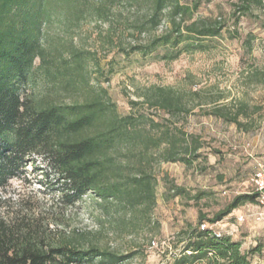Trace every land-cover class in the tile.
<instances>
[{"label": "trees", "instance_id": "trees-1", "mask_svg": "<svg viewBox=\"0 0 264 264\" xmlns=\"http://www.w3.org/2000/svg\"><path fill=\"white\" fill-rule=\"evenodd\" d=\"M234 1L243 14L254 4L264 9V0ZM201 4L202 0H0V191L17 178L32 154L45 152L67 189L64 203L93 196L107 213L112 207L122 210L130 229L140 227L146 215L150 222L156 200L152 163L191 166L199 146L192 147L169 128L159 129L160 124L135 114L133 108L120 115L108 89L93 79V70L101 75L103 71L92 53L75 46L67 35L52 37L49 30L58 23L68 34L87 16L106 22L118 8L128 7L134 16L125 19L124 31L150 36L146 43L131 45L129 52L146 56L162 48L161 60L174 61L183 52L201 50L200 40L222 31L216 22L191 21ZM165 20L170 28L155 35ZM116 33L110 27L105 48L112 49ZM33 73L45 83L39 97L25 91ZM139 98L142 101L130 103L134 108L187 112L183 95L171 88L152 87ZM231 121L239 125L236 117ZM256 202L255 193L243 194L212 219L202 215L197 227L182 233L185 244L172 264H251L241 242L226 234L217 237L200 226L222 222L240 206ZM91 234L52 230L30 217L0 219V264H123L132 258L101 248L88 239Z\"/></svg>", "mask_w": 264, "mask_h": 264}, {"label": "rangeland", "instance_id": "rangeland-1", "mask_svg": "<svg viewBox=\"0 0 264 264\" xmlns=\"http://www.w3.org/2000/svg\"><path fill=\"white\" fill-rule=\"evenodd\" d=\"M235 3L202 0L191 21L216 22L222 31L218 37L200 40L201 50L183 52L174 61L161 60L162 48L146 56L129 52L131 45L146 43L150 36L124 31L125 19L134 16L128 7L118 8L106 22L87 16L72 25L68 34L56 23L49 30L52 37L67 35L98 61L103 75L93 70V79L108 89L120 115L130 114L133 108L135 114L160 124L159 129L169 128L192 147L198 145V157L191 166L152 163L155 205L150 222L146 215L133 230L122 210L112 207L107 213L93 196L64 203L63 180L47 154L35 152L17 178L0 191V219L30 217L43 220L52 230L91 231L88 239L101 248L132 256L123 264H172L185 244L182 233L197 227L202 215L212 219L235 197L254 193L251 179L264 163V9L254 4L243 14ZM110 27L117 30L111 50L103 46ZM169 28L165 20L155 35ZM120 45L128 52H122ZM44 86L39 74L33 73L25 91L39 97ZM152 87L182 94L187 112L170 114L130 104L142 101L139 95ZM235 117L239 125L231 121ZM249 205L226 217L222 231L242 243L251 264H264V222L254 220L257 210ZM242 215L247 219L241 223L237 218ZM257 248L261 251L254 252Z\"/></svg>", "mask_w": 264, "mask_h": 264}, {"label": "built area", "instance_id": "built-area-1", "mask_svg": "<svg viewBox=\"0 0 264 264\" xmlns=\"http://www.w3.org/2000/svg\"><path fill=\"white\" fill-rule=\"evenodd\" d=\"M251 183L254 187V193L257 196V211L252 215L256 222H264V163H260L258 168L254 172V175L251 179ZM247 219L246 216L242 215L237 218L239 222H245ZM215 223L213 225H209L208 223H203L200 226L202 231L211 230L214 235L217 237H221L222 234H225L220 228L217 226L220 224ZM155 245V243H153Z\"/></svg>", "mask_w": 264, "mask_h": 264}, {"label": "crops", "instance_id": "crops-1", "mask_svg": "<svg viewBox=\"0 0 264 264\" xmlns=\"http://www.w3.org/2000/svg\"><path fill=\"white\" fill-rule=\"evenodd\" d=\"M247 204H250L249 206L250 207H253V209H255V210H257V203H247ZM247 204H244L246 207H247ZM218 228H220L221 230L224 228L223 226H222V223H220L218 226H217Z\"/></svg>", "mask_w": 264, "mask_h": 264}]
</instances>
